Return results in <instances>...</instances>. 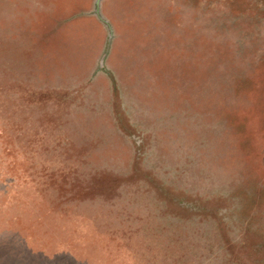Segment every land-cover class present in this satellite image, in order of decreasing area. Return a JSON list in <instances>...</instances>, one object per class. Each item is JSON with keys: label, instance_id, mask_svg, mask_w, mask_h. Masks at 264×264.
Segmentation results:
<instances>
[{"label": "rangeland", "instance_id": "1", "mask_svg": "<svg viewBox=\"0 0 264 264\" xmlns=\"http://www.w3.org/2000/svg\"><path fill=\"white\" fill-rule=\"evenodd\" d=\"M0 264H264V0H0Z\"/></svg>", "mask_w": 264, "mask_h": 264}]
</instances>
